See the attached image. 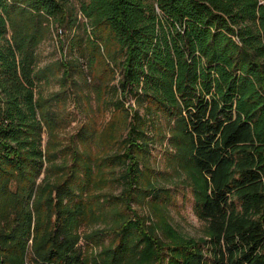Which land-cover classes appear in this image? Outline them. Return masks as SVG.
<instances>
[{"label": "trees", "instance_id": "obj_1", "mask_svg": "<svg viewBox=\"0 0 264 264\" xmlns=\"http://www.w3.org/2000/svg\"><path fill=\"white\" fill-rule=\"evenodd\" d=\"M53 24L68 29L67 52L96 74L95 90L115 91L120 121L118 149L100 161L75 149L55 181L43 124L56 120L38 86L48 66L36 63ZM63 58L67 77L72 60ZM88 127L74 134L78 142H88ZM156 135L197 174L194 210L205 235L117 210L92 260L78 227L94 169L123 165L122 191L110 199L129 204ZM139 188L146 197L157 189ZM0 264H264V0H0Z\"/></svg>", "mask_w": 264, "mask_h": 264}, {"label": "rangeland", "instance_id": "obj_2", "mask_svg": "<svg viewBox=\"0 0 264 264\" xmlns=\"http://www.w3.org/2000/svg\"><path fill=\"white\" fill-rule=\"evenodd\" d=\"M79 19L80 26H85V18L79 14ZM67 31L65 27L51 25L48 35L36 47L37 67L48 66L46 78L38 82L40 95L47 104V115L56 120V126L53 128H47L43 124L44 149L54 153L52 160L45 162L49 170L48 179L51 181H55L56 170L63 171L66 165H70L75 149L80 151V156L91 152L94 158L102 160L104 155L114 152L119 147L116 148L115 138L120 121L118 115L111 113V98L115 91L99 94L95 90L98 82L96 74L91 75L82 56L75 52L73 54L67 52L64 42ZM81 31L80 27L79 32ZM63 57L72 60L67 77L62 75L63 68L59 63ZM78 57L82 71L76 64ZM109 81L112 84L115 79L111 77ZM126 102L129 103L130 100ZM83 124L87 127L89 125L91 130L87 129L91 134L86 143L78 142L74 135ZM178 154L176 147L170 144L167 137L161 138L160 135L151 137L144 160L148 167L142 168L144 181L131 189L129 204L110 199L111 195H119L122 191L123 185L120 180L123 165L103 164L94 169L96 182L84 192L85 200H88L86 220L78 227L82 234L79 247H83L89 258L93 260L102 246L109 243L111 236L107 235L105 227L106 223L115 221L117 210L125 213L124 215L132 213L142 215L146 222L151 221L153 224L166 219L184 235L195 237L205 235V222L198 218L194 210L196 202L194 182L197 180V174L192 166L184 164L183 160L179 159ZM142 160L140 167L144 165ZM54 164L56 165L52 167ZM43 176L44 172L38 180L40 181ZM148 181L157 188L152 192L155 195L153 197L150 195L146 197L149 191L145 192L139 188ZM100 230L103 235L102 241L95 243L93 233ZM86 235H92L91 241L84 240L83 236ZM29 243L31 244L30 239Z\"/></svg>", "mask_w": 264, "mask_h": 264}]
</instances>
